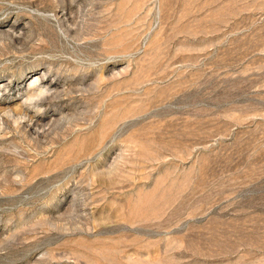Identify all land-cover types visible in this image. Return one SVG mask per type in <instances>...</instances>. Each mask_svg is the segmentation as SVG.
<instances>
[{"label":"rangeland","instance_id":"obj_1","mask_svg":"<svg viewBox=\"0 0 264 264\" xmlns=\"http://www.w3.org/2000/svg\"><path fill=\"white\" fill-rule=\"evenodd\" d=\"M0 33V264H264V0H0Z\"/></svg>","mask_w":264,"mask_h":264},{"label":"bare ground","instance_id":"obj_2","mask_svg":"<svg viewBox=\"0 0 264 264\" xmlns=\"http://www.w3.org/2000/svg\"><path fill=\"white\" fill-rule=\"evenodd\" d=\"M0 34H1V33H0ZM8 34H9V33H8ZM10 35H11V33H10ZM13 35H14V34H13ZM36 79H38V77H36ZM39 88H40V87H39ZM41 88H42V87H41ZM31 91H32V92H31ZM31 91H30L31 93H30L29 96H28V100H31L33 97L38 96L39 93H41L42 91H46V92H47V91H48V88H47V89L44 88L43 90H42V89H41V90H38L37 93L34 92V90H31ZM36 91H37V89H36ZM51 91H52V89H51ZM54 94H56V93H54ZM58 95H59V94H58ZM48 96H49V95H48ZM53 96H55V95H53V94L51 95V94H50V97H53ZM58 97H59V96H58ZM43 98H44V97H43ZM46 98H47V97H46ZM48 98H49V97H48ZM48 98H47V99H48ZM41 99H42V97H41ZM42 101H43V100H42ZM14 114H15V113H14ZM18 114H19V113H18ZM16 116H17V115H16ZM31 127H32V132L37 134V133H38V130H37V123L34 122V123H33V126H31ZM31 127H30V128H31ZM41 128H42V127H41ZM30 130H31V129H30ZM26 132H27V131H26Z\"/></svg>","mask_w":264,"mask_h":264}]
</instances>
